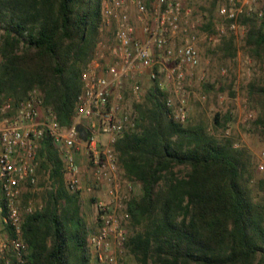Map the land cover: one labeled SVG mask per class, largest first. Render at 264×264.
<instances>
[{"label": "trees", "instance_id": "obj_1", "mask_svg": "<svg viewBox=\"0 0 264 264\" xmlns=\"http://www.w3.org/2000/svg\"><path fill=\"white\" fill-rule=\"evenodd\" d=\"M101 1L0 0V102L10 97L15 104L37 87L43 106L68 126L81 92L80 70L100 41ZM255 20H244L246 43L261 58L264 14ZM214 25L210 17L198 28L213 31ZM222 50L235 54L231 39ZM249 94L260 106L254 124L264 130V84L252 82ZM162 95L149 88L133 104L135 129L114 146L126 178L142 190L128 202L127 255L134 264H264V204L254 194L248 151L200 123L173 121ZM221 120L216 113L214 122ZM38 160V175H47L52 190L42 207L22 214L25 261L90 264L79 195L65 187L64 164L51 138L41 141ZM257 186L264 188V179ZM30 195L22 193V207ZM6 228L12 237V228ZM0 262L17 264L14 257Z\"/></svg>", "mask_w": 264, "mask_h": 264}, {"label": "built area", "instance_id": "obj_2", "mask_svg": "<svg viewBox=\"0 0 264 264\" xmlns=\"http://www.w3.org/2000/svg\"><path fill=\"white\" fill-rule=\"evenodd\" d=\"M100 12L102 27L112 35L111 42L102 45L109 60L92 57L80 70L81 92L68 126H61L52 109L43 106L37 87L15 104L10 97L0 102V217L14 232L0 239V253L3 258L11 253L17 264H29L20 199L25 188L38 182V151L45 137L51 138L63 161L68 192L92 195L95 229L86 237L90 263L119 264L127 239L128 202L137 188L126 178L114 148L136 126V112L126 97L139 100L145 82L162 92L173 121L188 120V88L200 57L198 26L182 1L102 0ZM218 12L228 30L238 35L245 18L263 16L264 0H223ZM260 157L258 169L263 171L264 150ZM34 209L29 203L23 207L26 214Z\"/></svg>", "mask_w": 264, "mask_h": 264}, {"label": "rangeland", "instance_id": "obj_3", "mask_svg": "<svg viewBox=\"0 0 264 264\" xmlns=\"http://www.w3.org/2000/svg\"><path fill=\"white\" fill-rule=\"evenodd\" d=\"M150 2L151 0H145ZM184 8L189 10L188 17L200 27L211 17L215 23L213 31L200 30L198 28L197 48L199 51V64L192 71L189 86L188 99V120L186 123H200L207 131L216 137L229 136L233 140L235 148H245L250 155L251 184L255 186L254 194L261 199L264 204V188H259L257 183L264 179V170L258 169L261 163V152L264 150V130L257 128L254 120L259 115L260 106L256 99L252 100L249 94V86L252 82L264 84V56L258 57L251 47L246 43L247 30L249 24L242 21L244 29L238 35L228 30V23L218 12V5L223 0H181ZM210 12L212 16H210ZM135 11L132 10L134 20ZM261 18H256L259 23ZM137 21V20H136ZM102 26V25H101ZM223 30L224 32H221ZM210 36L212 39L209 40ZM110 30L102 27L100 41L95 49L93 57L108 61V53L102 45L111 42ZM232 40L235 54L228 56L223 52V41ZM129 87V84H128ZM150 87L142 85V94L139 100L133 96L126 97L133 107L134 103L145 99V94ZM222 117L220 125L214 122L215 114ZM230 115L227 121L223 118ZM185 123V124H186ZM264 161V160H263ZM84 183L88 182L85 166L81 163ZM31 192L26 200L33 208H40L44 205L47 191L52 190L47 175L39 173L38 182L33 188H25ZM142 193L141 186L137 183L134 197H139ZM22 198V197H21ZM23 199V198H22ZM22 199L20 207L22 214ZM93 198L89 193L79 194V215L85 221L86 228L95 229ZM130 230V226L128 228ZM10 237L6 228V223L0 217V239ZM13 255L8 253L3 258L0 253V261H11ZM7 261V262H8ZM1 264V262H0ZM92 264V263H90ZM119 264H134L127 255L125 249L119 256Z\"/></svg>", "mask_w": 264, "mask_h": 264}]
</instances>
